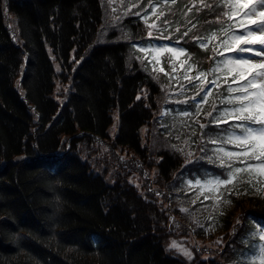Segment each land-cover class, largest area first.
I'll use <instances>...</instances> for the list:
<instances>
[{
  "label": "trees",
  "instance_id": "obj_1",
  "mask_svg": "<svg viewBox=\"0 0 264 264\" xmlns=\"http://www.w3.org/2000/svg\"><path fill=\"white\" fill-rule=\"evenodd\" d=\"M165 2L154 25L166 27L198 72L208 71L213 56L191 38L219 35L211 22L221 9L201 5L224 0ZM109 7L106 0H0V264H240L261 241L253 233L264 227V199L256 196H235L220 239L189 244L190 260L170 247L171 238L202 234L175 216L168 195L182 173L205 164L182 169L185 156L159 131L163 88L132 50L150 28L134 10L110 24ZM92 137L108 145L103 173L79 155L98 151ZM137 176L141 191L128 181Z\"/></svg>",
  "mask_w": 264,
  "mask_h": 264
},
{
  "label": "rangeland",
  "instance_id": "obj_2",
  "mask_svg": "<svg viewBox=\"0 0 264 264\" xmlns=\"http://www.w3.org/2000/svg\"><path fill=\"white\" fill-rule=\"evenodd\" d=\"M110 4V12L108 14V19H110V24L117 25L118 22L124 18L130 10H134L138 16V20L143 22L147 27L150 28L149 31L153 33L152 36L148 35V38L145 40H137V42L132 44V50L135 53V56L142 61L145 69L152 73V75L158 79V82L163 88L164 103L159 120L157 124L160 126V133L163 134L167 140L172 144L174 149L185 156L187 164L183 166L184 169L188 164L196 162L199 164L203 162L204 168L193 167L191 173L188 175V172L181 174L180 183L175 184L172 188V192H169V201L171 204V209L176 213L175 216L179 218L181 222L187 225V229L193 230L194 232H202L200 237L192 239L190 235L181 236L180 238H171L170 245L173 242H176L181 248L187 249L191 256H185L177 248L176 252L182 255L183 257L190 260L192 258L193 251L187 246L188 243L198 242L201 243L202 240L208 242L218 241L220 236L224 231L225 217L229 215L233 206V198L238 195H250L256 196L264 199V173H240L237 175V179L233 182L232 185L221 186L219 191L209 190V187L206 185L203 189L199 185L193 187L191 185H196V181L200 180L202 184H205L206 181L212 180L214 177L219 176L221 179H225L223 175H217L213 173V166H218L219 161L215 160L213 149L217 147L215 144L208 143V141L215 137V135L220 132L222 135H226L221 130L228 128L229 131L232 129L230 125L234 121L229 120L227 125H220L217 128L215 125H209V127L201 129V124H207L212 117L206 115L208 112H213V106L216 107L217 112H213V115H217L218 111L224 107H231V105L222 104L220 101L228 94L227 88L232 82V76L229 74V69L234 73L236 69L231 65H220L219 72H210L211 69L217 66V62L221 60H227L230 56L237 55L231 49L225 51L223 47L218 48V52H223L224 55L220 56L213 52V48L216 47L218 41H214L209 44L207 49L211 56L214 58L212 67L203 72L206 75V81L216 80L217 84L220 87H215L212 84H207V89L211 90L210 95H208L207 103H204L200 100V96L205 95L201 92L200 96H197L199 91L200 84L198 82L189 83L185 76H196L199 73L195 66L189 61L186 50L179 44L171 41L170 39H165L163 37H168L165 34L166 27L158 26L150 27L154 25L162 15L161 12H165L169 7H166L168 3L166 0H106ZM241 2H248V0H241ZM170 6V5H167ZM138 13V14H137ZM159 17V18H158ZM251 19L260 20L261 17L257 12V15L252 17H243L242 14L234 18L236 23L243 22L245 25L250 24ZM147 21V22H146ZM8 30L14 41L18 40L16 29L13 26L11 20L5 22ZM156 30V32L154 31ZM168 30V29H167ZM237 33L243 32V28H236ZM149 33V32H148ZM103 34V31H102ZM251 39H261V34L257 33L256 35L249 37ZM103 41V38L102 40ZM231 48H235L236 41H230ZM167 45L172 48L180 49L183 51V55L178 53H167L166 51H156L155 49L160 48L161 46ZM242 47H247V45H241ZM146 49V52L140 51V49ZM49 51V49H48ZM49 55L52 58V54L49 51ZM239 55H249L245 53H239ZM253 63H259L260 58H255ZM55 70H59L57 62H54ZM181 64H184L185 67L182 68ZM191 65V71H188V66ZM175 68V71H173ZM163 69V71H161ZM247 75V73H245ZM219 77V79H217ZM225 79L228 80V83H225ZM241 83H243L241 81ZM17 86V83H15ZM233 87L237 85L233 84ZM59 86L56 85L53 96L56 97L59 102H62L63 96L59 95ZM195 97L196 99H192ZM187 101V103H183ZM201 105L200 115L197 116L196 105ZM30 106V105H29ZM30 111L33 115L34 120L37 118V113L33 107L30 106ZM189 112L191 116H184L182 113ZM117 126V114L113 115V123L109 127V133L113 136V133ZM207 134V135H206ZM108 141V140H107ZM78 143H80L78 141ZM90 144L93 145L98 151L96 153H90L89 155L80 151L79 155L90 162L93 166V170L102 172L100 167L103 166V151L104 147H108L106 143H103V137L101 139H96L92 137ZM80 147H85V144H81ZM204 148V151H200L201 148ZM226 150L229 151H238L232 145H224ZM86 149V148H84ZM86 151H89L88 149ZM127 157V156H126ZM209 157H212L213 161L209 160ZM253 162V161H250ZM96 163L99 165L97 166ZM254 163V162H253ZM123 165H127L126 161H123ZM143 167V166H141ZM146 167V166H144ZM219 167V166H218ZM234 167H242V165L236 163ZM223 172L227 171L222 169ZM110 172H107L105 176L107 179H110ZM137 173V172H136ZM139 175V174H137ZM136 180L128 178V181H134L135 185L140 189V181L142 176H137ZM251 180L252 183L249 184L248 181ZM191 182V185L190 183ZM256 189H260L257 191ZM208 196L209 199L205 200L204 197ZM220 196L221 200L216 201L215 197ZM159 199L162 198L161 194H158ZM193 201H196L193 204ZM183 209H188V211H183ZM211 218V219H209ZM203 225V227H201ZM187 240V242H186ZM213 244V243H211ZM259 245V246H258ZM211 246V245H210ZM258 248L254 253H251L249 257L243 258L242 261H248L251 264L252 261L259 260V248L264 246V240H261L257 244ZM256 247V245H255Z\"/></svg>",
  "mask_w": 264,
  "mask_h": 264
},
{
  "label": "snow or ice",
  "instance_id": "obj_3",
  "mask_svg": "<svg viewBox=\"0 0 264 264\" xmlns=\"http://www.w3.org/2000/svg\"><path fill=\"white\" fill-rule=\"evenodd\" d=\"M159 2V0H157ZM173 3L176 0H172ZM220 8L221 12L217 14L218 18L216 21L211 22L212 24L219 26V35L216 32L208 36H194L191 39L195 44L202 49L207 50L209 44L214 41H218L212 50L216 54L223 56V52H218V48L223 47L225 51L230 49L237 53V55L230 56L227 60H221L217 62V66L210 70V72H219L220 65H231L236 69L233 73L229 69V74L232 76V82L227 88V95L220 101L222 104L231 105V107H224L218 111L217 115H213V112H217L215 106H213V112L206 113L207 116L212 117V119L207 124H201V129L209 127V125H215L217 128L220 125H227L229 120L234 121L230 125L232 129L229 131L228 128H224L221 131L226 133L222 135L218 132L215 137L211 138L208 143L215 144L217 147L213 149L215 160L219 161V167L221 169H226L222 175L226 177L221 179L219 176L214 177L212 180H208L205 184H202L200 180L196 181V185H190L195 187L199 185L203 189L206 185L209 190L215 189L219 191L221 186L232 185L237 179V175L240 173H264V38L261 39H251L257 33L264 37V0H248V2H241V0H224V3L212 4H202L201 7L212 9L213 7ZM226 9V10H225ZM191 11V9H189ZM261 17L260 20L251 19L249 25H245L243 22L236 23L234 18L242 14L243 17H252L257 15ZM138 14V13H137ZM210 14L211 11H210ZM160 15H164L163 12ZM223 16L227 18V21H232V23H227L219 17ZM159 18V17H158ZM147 22V21H146ZM167 23V21H165ZM150 27H155L151 25ZM193 28L196 25L192 26ZM236 28H243L244 31L237 33ZM179 31V29H177ZM191 31V29H189ZM189 31H185L181 39L189 36ZM149 36L153 33L149 31ZM167 39L168 37H163ZM236 41L235 48H231L230 41ZM179 43V41H177ZM241 45H247V47H242ZM156 51L167 53H178L183 55V51L180 49L172 48L167 45L161 46L155 49ZM140 51L146 52V49L141 48ZM239 53H245L249 55H239ZM255 58H260L259 63H253ZM199 63V62H198ZM184 68L185 65L181 64ZM192 66H188V71H191ZM163 71V69H161ZM175 71V68H173ZM247 73V75H245ZM206 75L203 72L197 73L196 76H185V79L191 84L193 82H198L200 84L197 96L203 92L205 95L200 96V100L207 103L208 95H210L211 90L207 89V84H212L215 87H220L216 80L206 81ZM219 79V77H217ZM241 81L243 83H241ZM225 83L228 80L225 79ZM237 85L233 87L232 85ZM139 99V97H138ZM192 99H196L193 97ZM183 103H187L184 101ZM197 116L200 115L201 105L197 104ZM184 116H191V113L184 112ZM207 135V134H206ZM224 145H232L238 151L226 150ZM202 147L200 151H204ZM211 162L212 157H209ZM253 161V162H250ZM240 164L242 167H234V164ZM249 184L252 183L251 180L248 181ZM260 191V189H256ZM205 200L209 197L205 196ZM216 201L221 200L220 196L215 197ZM196 201H193L195 204ZM183 211H188V209H183ZM211 219V218H209ZM203 227V225H201ZM259 233V234H257ZM257 233H253L257 239L264 240V227H258ZM170 247L177 248L185 256H191V253L184 248H181L176 242H173ZM255 254V252H254ZM240 264H249L248 261H241ZM251 264H257V261H252ZM258 264H264V246L259 248V260Z\"/></svg>",
  "mask_w": 264,
  "mask_h": 264
}]
</instances>
